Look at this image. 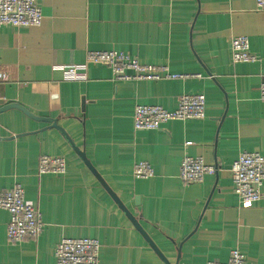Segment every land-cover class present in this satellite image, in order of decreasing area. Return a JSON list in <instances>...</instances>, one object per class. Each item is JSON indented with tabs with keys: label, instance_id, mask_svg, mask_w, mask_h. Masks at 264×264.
Instances as JSON below:
<instances>
[{
	"label": "crops",
	"instance_id": "crops-1",
	"mask_svg": "<svg viewBox=\"0 0 264 264\" xmlns=\"http://www.w3.org/2000/svg\"><path fill=\"white\" fill-rule=\"evenodd\" d=\"M39 26H0V188L19 183L41 214L37 239L10 242L0 209V264H56L62 238H96L98 264H166L103 182L137 220L169 264L226 261L233 249L264 264V183L260 200L242 204L231 163L243 151L264 155V10L255 0H38ZM248 37L255 62L231 59L230 39ZM89 50H117L143 64L199 74L184 80L122 81L102 64L85 80H66L55 65L84 63ZM184 93H203V119L133 129L137 104L176 107ZM82 151L95 173L75 152ZM45 154L66 161L62 174L37 171ZM185 156L217 171L182 183ZM147 161L149 178L133 166ZM100 178V179H99Z\"/></svg>",
	"mask_w": 264,
	"mask_h": 264
},
{
	"label": "built area",
	"instance_id": "built-area-1",
	"mask_svg": "<svg viewBox=\"0 0 264 264\" xmlns=\"http://www.w3.org/2000/svg\"><path fill=\"white\" fill-rule=\"evenodd\" d=\"M257 10H264V0H255ZM42 12L38 0H0V26H39ZM231 59L236 62H255L257 56L251 51L247 36L238 35L230 39ZM107 66L116 80L157 81L165 79L184 80L200 76L191 73L172 72L167 65L143 64L134 56L117 50H89L84 63L55 65L66 80H85L88 64ZM260 99L264 101V80L259 85ZM206 98L203 93H184L177 98L176 107L167 110L156 104H137L132 113L133 129L153 130L173 120L203 119ZM39 174L66 171V161L60 156L42 154L38 158ZM217 171L215 164H207L202 157L185 156L179 165L178 176L182 183H196L206 175ZM232 189L242 204H251L261 198L264 183V155L258 152H241L230 166ZM153 168L149 162L137 161L133 166L135 178H149ZM0 209L7 211L9 220L6 236L10 242L24 238L37 239L42 230L41 214L37 207L25 198L19 183L9 189L0 188ZM100 243L96 238H62L54 254L56 264H98ZM205 264H247L244 255L237 249L230 251L226 261L208 260Z\"/></svg>",
	"mask_w": 264,
	"mask_h": 264
},
{
	"label": "water",
	"instance_id": "water-1",
	"mask_svg": "<svg viewBox=\"0 0 264 264\" xmlns=\"http://www.w3.org/2000/svg\"><path fill=\"white\" fill-rule=\"evenodd\" d=\"M0 102L1 99H0ZM11 108H17L19 110H21L25 115L34 118L36 120H41V121H45V122H50L51 126L54 128L59 129L69 140V142L72 145L71 140L69 139V137L66 135V133L64 132V130L57 125L55 119L52 118H46V117H39L36 115H33L31 112H29L26 108H24L23 106H21L18 103H9V104H5L3 106L0 107V112H3L5 110L11 109ZM74 150L76 153H78V155L83 159V161L85 162V164L87 165V167L93 171V167L91 166L90 162L86 159L84 153L82 151H80L77 147L74 146ZM100 179V178H99ZM102 181V183L104 184L105 188L107 189V191L111 194V196L115 199V201L117 202V204L122 208V210L126 213V215L128 216V218L132 221L133 225L138 229V231L143 235V237L148 241V243L150 244V246L154 249V251L159 255V257L164 260L167 263L166 259L163 257V255L161 254V252L159 251V249L156 247V245H154V243L151 241V239L149 238V236L146 234V232L143 230V228L141 227V225L137 222V220L129 213V211L124 207V205L122 204V202L116 197V195L107 187V185L103 182L102 179H100Z\"/></svg>",
	"mask_w": 264,
	"mask_h": 264
}]
</instances>
